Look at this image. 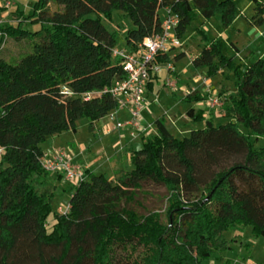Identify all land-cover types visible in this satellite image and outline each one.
<instances>
[{
    "label": "trees",
    "instance_id": "trees-1",
    "mask_svg": "<svg viewBox=\"0 0 264 264\" xmlns=\"http://www.w3.org/2000/svg\"><path fill=\"white\" fill-rule=\"evenodd\" d=\"M253 2L251 22L259 25L264 1ZM165 8L179 17L178 37L197 14L207 20L216 13L225 27L236 17L234 0H36L32 14L21 18L39 22L38 30L0 23V45L4 35L29 42L16 60L0 58V264H145L129 250L136 245L150 254L149 264H201L228 246L226 230L250 225L264 237V148H254L264 137V58L236 66L222 41L205 33L192 65L206 68L208 77L224 67L234 72L235 90L225 99L228 120L214 125L188 109L190 120L204 126L177 139L164 117L156 118L155 133L129 151L131 169L113 179L84 169L67 211L53 212L47 230L54 186L39 144L75 131L81 117L93 128L117 106L101 91L125 77L122 59L112 55L114 32L103 21L123 11L131 24L124 35L128 49H122L134 52L161 32ZM163 61L166 54L156 56L155 63ZM203 99L197 91L184 97ZM147 183L171 196L166 225L130 207Z\"/></svg>",
    "mask_w": 264,
    "mask_h": 264
},
{
    "label": "rangeland",
    "instance_id": "rangeland-1",
    "mask_svg": "<svg viewBox=\"0 0 264 264\" xmlns=\"http://www.w3.org/2000/svg\"><path fill=\"white\" fill-rule=\"evenodd\" d=\"M234 2L236 4V15L238 17L235 25L231 29H227L223 26L220 15L216 13L207 20L197 14L190 20L183 33L178 37L181 46L174 47V51L171 52V54L179 51H184L185 53V55L177 59L175 63L176 72L180 77V81L177 86V83L175 82L177 80H175L174 77L171 78V76H169L173 70H167L168 78L166 80L167 85L165 86L172 89L173 86L170 85L172 82L174 86L179 87H175L174 92L178 95L180 100H177L174 96L168 95V89L164 88L158 94L156 103L154 102L152 105L148 102L147 107L143 108L145 114L152 112L156 116H163L168 130L177 139L182 137V133L189 132L192 128H202L204 126V120L196 118L192 121L186 117L184 113L180 118L175 117L178 116V112L186 111L191 106L196 109V114H199L200 108L199 106H196L195 103L197 104L200 101H184L185 95L182 87H190V85H193V82L188 81L190 74L187 72L193 70L192 67L194 66L191 65V58L200 51L205 42L203 34H207L209 39H220L223 43V52L231 57H233L232 55L235 53V50L230 47L229 40L235 41L237 38L239 43L238 49L241 52H245V47H248L254 42V28L249 27L244 21L245 18L241 17V15L250 16L254 11V4L252 0H234ZM35 3L36 0H0V9L2 10L0 12V23L13 26L20 24L22 30L29 32L38 30L40 28L39 22L32 21L31 18L26 20L21 18L22 16L28 17L32 14ZM50 9L54 10V6L51 5ZM160 14H162V11ZM111 16L110 21L104 20L103 23L109 31L114 32L116 46L118 48H126L124 35L126 29L131 24V21L121 10H113ZM235 27L241 29V34L238 36ZM261 29H264V26H262ZM222 33H224L227 38L229 37V40H227L225 36H222ZM28 43L27 40H18L9 37L8 35H4L3 42L0 45V58H12L13 60H16L17 56L29 49ZM261 43H263L262 39L259 40V44L256 43L257 45H253L254 47L251 49H257ZM233 62L236 66L245 67L238 59H234ZM223 72V75H216L218 79L215 78V81H219L222 88L224 87L222 93L217 96L219 98L227 97V95L232 92L231 89H233V92L235 90L236 78L234 72L228 67H224ZM189 91H191V87L186 89V92ZM168 106L171 108L170 110H168ZM165 111H167V114H165ZM214 111L217 112V114L223 115L226 112H231V109L228 107L227 103H225L220 108L214 107L213 113H215ZM120 113L121 112L118 114V118L119 120H122ZM172 116L175 117L174 120L172 119ZM102 120L103 121L98 120L94 122L92 128L90 120L86 117H81L75 122V131H63L57 135L48 137L43 140L39 146L43 152H46L47 154H51L54 148L60 147L59 149L61 151H66L71 157H75L74 160L72 158L73 163H81L80 165H88L89 162L94 163L102 160L100 163L102 166L97 173L103 174L107 179H113V162L107 161L106 158L101 159L99 154H97L100 148L105 146L107 141L111 139L109 136L106 137L107 135L104 133L102 127V125L106 122L110 123V121L106 116L102 118ZM104 120H106V122ZM227 120V118H215L214 116L213 121L214 125H219L225 123ZM238 127L241 131H245L241 124H239ZM138 147L139 144L137 143L132 146V149L135 150ZM88 148L91 152L88 151ZM254 148H264V137L259 138L254 143ZM90 153L91 155L89 156ZM126 153L128 155L127 151L125 154ZM96 156L98 157L96 158ZM111 156V153L107 155V157ZM94 169H96V167H94ZM121 169L123 171L131 169L129 157ZM53 177H55V187L54 189L50 187L53 192V200L51 202V215L47 220V230H50L52 223H54V217H52L53 212H58V208H62V210L65 209L72 192L71 181L58 179L55 173H50L49 179ZM35 185L39 192L43 190L40 185ZM143 189L144 191L137 196V202L133 204L131 203L130 207L136 211L139 217L153 213V217H155L160 224L166 225L168 223V207L171 202V196L161 185L147 183L144 185ZM223 236L228 242V246L220 251L213 252L208 258L202 260L201 264H240L243 262L247 264H264V237L256 234L252 226L247 225L243 228L226 230L223 232ZM129 250L133 257H142L145 264H149V261L152 262L150 254L142 246L136 245Z\"/></svg>",
    "mask_w": 264,
    "mask_h": 264
},
{
    "label": "built area",
    "instance_id": "built-area-1",
    "mask_svg": "<svg viewBox=\"0 0 264 264\" xmlns=\"http://www.w3.org/2000/svg\"><path fill=\"white\" fill-rule=\"evenodd\" d=\"M179 17L170 8H165L161 22V32L150 38H145L138 46L135 52H129L122 48L115 47L112 49V55L122 59V68L125 77L116 80L111 86L104 88L101 92L110 94L116 101V108L110 111L108 117L110 123L102 125L105 134L115 131L124 130L129 127L130 135L133 137L135 130L142 131L141 111L144 108V93L146 85L153 74L159 73L161 66L155 63L156 56L166 53L171 47L181 46L175 29L178 25ZM167 70H173L172 65H167ZM170 84V83H169ZM174 87V84H170ZM195 91L191 90L188 93ZM64 93L70 94L65 91ZM91 93L85 94L88 99ZM223 98L209 97L207 105L209 107H221ZM127 111L129 118L127 120H119L118 113ZM3 148L0 147V155ZM41 166L45 171L50 173L60 172L64 179L72 183H78L85 178L84 168L77 163H73L65 151L57 149L51 154L44 153L41 158ZM68 206L64 210L58 208L60 212H66ZM240 264H247L245 262Z\"/></svg>",
    "mask_w": 264,
    "mask_h": 264
},
{
    "label": "crops",
    "instance_id": "crops-1",
    "mask_svg": "<svg viewBox=\"0 0 264 264\" xmlns=\"http://www.w3.org/2000/svg\"><path fill=\"white\" fill-rule=\"evenodd\" d=\"M252 2H253V0H252ZM253 4H254L253 9H254L255 3L253 2ZM254 14H255V9L250 16H247V15L243 16L240 14L241 17L245 18L244 19L245 23L247 25H249V27L254 28V31H255V35H254V39H253L254 42L252 44H250L248 47H245V52H241L238 49L239 43L237 41V38L235 41H232V40H229V37L227 38L224 35V33H222V36H225L227 38V40H229L230 47L233 50H235V53H233L232 56L234 57V59L240 60L242 62V64H244V66L252 63L253 61H255L258 58H264V48H263L264 47V29H261L262 26H264V16H263V22L259 25H255V24H252V22H251V18L254 16ZM237 17L238 16L236 15V17H235L234 21L231 23V25L229 27H226L227 29H229V28L231 29L235 25ZM235 31H236L237 36L241 34L240 28H236ZM260 39H262L263 43H261L257 47V49L252 50L251 48L254 47L253 45H255L256 43L259 44ZM173 48L174 47H171L166 53H163V54H166V56L168 57V61L167 62L163 61V62L158 63V65L161 66L159 73L153 74L151 76L150 80L148 81L147 85H146V89H145V93H144V100H145L144 108L147 107L148 102H150L152 105L154 102L156 103V100L158 99L157 98L158 94L164 88L168 89V91H167L168 95L174 96L177 100H180L178 95L174 92L175 87L178 86V82L180 81V77H179L178 73L176 72V68H175L176 64L175 63H176V60L181 58L182 56H184L185 53H184V51H179V52H174L173 54H171V52L174 51ZM126 49H128L127 46H126ZM198 52L195 55H197ZM179 53H183V55H181L180 57H177V55ZM243 54H245V55H243ZM160 55H162V54H160ZM192 59H193V57L191 58V60ZM169 64L172 65V67H173V71H172V73H170L169 76H171V78L174 77L175 80H177V81H175L177 83V86H174L172 89L168 86L167 87L165 86V85H167L166 84V80L168 78L167 77V73H168L167 65H169ZM191 65H192V63H191ZM163 66H164V68H163ZM192 68H193V70H191V71L189 70V72H187L188 74H190L188 81L193 82V85H190L191 90L197 91L199 95H202L204 97V99L201 100L199 103H197V104L195 103L196 106H199V108H200L199 112L202 113L203 118L205 120L211 119L213 123H214V121H213L214 116H215V118L216 117L217 118L218 117L226 118L225 114H223V115L217 114V112H215V111H214L215 113H213L214 107H209L207 105V99L209 97H217L219 94L222 93V90L224 89V87L222 88L221 83H219V81H215V78L218 79L216 77V75H220V74L223 75L224 72H222L220 74H216L215 76H212V77H208L206 75V68H195V67H192ZM190 87L189 86H183L182 87L183 93L185 96L187 95L186 89L190 88ZM177 88H179V87H177ZM231 90H232V92H230L229 94L233 93V89H231ZM226 98H227L226 96L223 98V100H224L223 105L225 103H227V100L225 101ZM170 109L171 108L168 106V110H170ZM188 109H193V114H196V109L194 107L191 106ZM186 111L178 112L177 113L178 116H175V117L180 118V116H182L184 113V115L190 119V117L186 114ZM120 112H121L120 115H121L122 120H127L129 118V113L127 111L121 110ZM166 112L167 111H165V114H167ZM141 117H142L141 124H142V128L143 129L145 128L144 130H142V131H139V130L136 131L135 130L133 137L130 135L131 129L129 127H126V128H124V130H121V131H115V132H112L110 134H106L107 135L106 137L109 136L111 139L108 140L107 144L105 146L101 147L100 150L97 152V154H99V157L101 159L106 158L107 161L113 162L112 172L114 174V177L116 176L117 172L123 171L121 168L123 165H125L126 160L129 157V151L133 150L132 146L134 144L138 143L139 147H140L141 137L143 135H151V134L155 133V130L152 126V123L154 122V120L156 118H159L160 116H156L152 112L151 113L149 112V114L148 113L145 114L144 111L142 110L141 111ZM175 117L172 116V119L174 120ZM100 121H103V120L100 119ZM104 121L106 122V120H104ZM165 124H166V121H165ZM166 126H167V124H166ZM192 129H194V128H192ZM187 133L188 132H184L182 134L184 135ZM59 148L60 147L54 148L53 152ZM88 151L91 152L89 148H88ZM126 151L128 152V155H127V153L125 154ZM44 153H46V152H44ZM109 153H111V155H112L111 157H107V155ZM66 154L68 155L69 158H71V159L73 158V160H74L75 157H71L67 152H66ZM90 155H91V153L89 154V156ZM97 157L98 156H96V158ZM101 162H102V160L94 162V163L89 162L88 165H81V166L84 169H89L91 172L97 173L98 170H100V168L102 166L100 164ZM94 167H96V169H94ZM54 173L58 179H63L65 181L62 173H60V172H54ZM49 181H50L49 184L51 186L55 187V183H54L55 177L49 179ZM49 184H47V185H49ZM71 184H73V183H71Z\"/></svg>",
    "mask_w": 264,
    "mask_h": 264
}]
</instances>
